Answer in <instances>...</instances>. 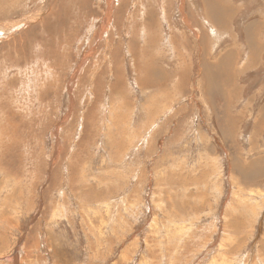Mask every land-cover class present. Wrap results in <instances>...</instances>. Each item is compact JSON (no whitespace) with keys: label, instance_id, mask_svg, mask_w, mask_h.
I'll use <instances>...</instances> for the list:
<instances>
[{"label":"rangeland","instance_id":"rangeland-1","mask_svg":"<svg viewBox=\"0 0 264 264\" xmlns=\"http://www.w3.org/2000/svg\"><path fill=\"white\" fill-rule=\"evenodd\" d=\"M108 1L0 0V264H264V0Z\"/></svg>","mask_w":264,"mask_h":264},{"label":"bare ground","instance_id":"bare-ground-1","mask_svg":"<svg viewBox=\"0 0 264 264\" xmlns=\"http://www.w3.org/2000/svg\"><path fill=\"white\" fill-rule=\"evenodd\" d=\"M212 4V3H211ZM214 6V5H213ZM219 13H223L222 10H217ZM214 17H217V15H214ZM219 21V20H218ZM186 23V22H185ZM157 72V71H156ZM223 78V77H222ZM256 167V166H255ZM248 169V168H247ZM254 169V168H253ZM252 170V169H250ZM263 171V170H262ZM252 176V175H251Z\"/></svg>","mask_w":264,"mask_h":264},{"label":"crops","instance_id":"crops-1","mask_svg":"<svg viewBox=\"0 0 264 264\" xmlns=\"http://www.w3.org/2000/svg\"><path fill=\"white\" fill-rule=\"evenodd\" d=\"M110 1H111V0H110ZM110 1H108V2H110ZM215 18H218V16H217V17H215ZM220 76H222V74H221Z\"/></svg>","mask_w":264,"mask_h":264}]
</instances>
